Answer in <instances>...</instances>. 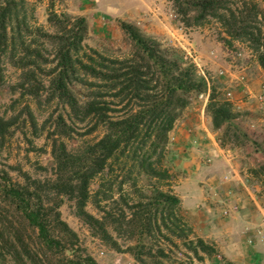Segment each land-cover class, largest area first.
I'll return each mask as SVG.
<instances>
[{
  "label": "rangeland",
  "instance_id": "obj_1",
  "mask_svg": "<svg viewBox=\"0 0 264 264\" xmlns=\"http://www.w3.org/2000/svg\"><path fill=\"white\" fill-rule=\"evenodd\" d=\"M254 1L264 10V0ZM25 2L18 11L30 27L26 31L22 25L20 32L42 57L37 62L39 67L28 68L35 70V83L43 82L37 97L23 93L19 87L23 70L11 65L8 55L0 53V119L13 122L4 139H0V168L22 186L27 183L26 176L29 182L40 181L42 185L55 179L49 134L57 130L59 117L67 124V128H60V132H66L61 140L74 154L83 155L104 134L102 126L92 129L93 119L80 122V116L75 117L53 95L50 77L45 73L51 65L44 61L51 62L52 49L35 31L36 26L46 32L54 31L47 22L49 2ZM54 10L72 18H85L87 34L83 43L112 59L125 58L133 52V44L120 23L132 25L143 37L155 40L170 57L193 64L196 79L205 81L208 90L200 94L203 97L192 96L187 107L178 112L161 163L169 179L150 177L138 163L130 161L126 165L114 164L112 172L91 183L86 212L103 224L106 234L101 233L100 226L91 228L78 218L73 201L66 197H49L52 210L48 218L52 225L55 226L54 207L60 202V220L77 238L74 250L91 257L96 264H236L219 253L214 240L230 243L231 236L235 243L250 246L252 240L243 241L244 235L233 219L241 204L240 195L249 192L264 206V103L258 100V95L264 94V82L258 93L250 87L256 77L264 75V70L258 64L255 48L241 41L224 44L227 36L217 19H207L200 26H185L171 0H60ZM72 86L83 102L87 92L75 82ZM210 87L215 89L217 100L231 106L232 117L219 130L213 128L207 111ZM196 130L204 136L191 137ZM208 132L217 144L215 148L205 146L201 140L210 141ZM226 161L234 163V169ZM157 190L180 201L170 210L172 213L155 206ZM1 200L0 195V212L9 219H1L0 213V220L9 228L13 221L24 242L30 244L31 257L35 258L36 252L40 255L35 263L6 256L4 264H56L49 254L43 256L32 228L13 220L15 213ZM55 236L61 239V247L76 240L58 230ZM197 238L212 247L214 253H199L195 258L190 241ZM3 250L6 252L9 247L4 245Z\"/></svg>",
  "mask_w": 264,
  "mask_h": 264
},
{
  "label": "trees",
  "instance_id": "obj_2",
  "mask_svg": "<svg viewBox=\"0 0 264 264\" xmlns=\"http://www.w3.org/2000/svg\"><path fill=\"white\" fill-rule=\"evenodd\" d=\"M47 1V22L54 31L46 32L41 26H36L35 31L52 49L51 62L44 60L51 65L45 72L46 77H50V89L75 117L80 116V122L91 118L95 121L92 129L102 126L104 134L83 155L74 154L61 140L66 132H60V128H67V124L59 117L57 130L49 134L55 179L42 185L40 181L29 182L26 176L27 183L22 186L0 168L1 201L13 210V215L15 213L13 220H19V224L23 221L32 228L44 257L49 254L56 264H96L91 257L74 250L77 238L60 220L57 211L60 202L54 207L55 226L52 225L48 218L52 210L49 197H66L73 201L76 216L91 228L100 226L101 233L106 234L103 224L86 212L91 183L102 174L112 172L114 164L126 165L130 161L138 163L150 177L169 179L167 170L161 167L168 135L178 112L187 107L192 96L204 93L208 87L205 81L196 79L193 64L170 57L155 40L143 37L125 22L120 23V28L132 42L133 52L128 57L115 59L101 55L83 43L87 34L85 18L59 14L54 6L60 0ZM171 1L185 26H200L207 19H217L228 38H224V44L248 42L257 51L258 64L264 70V10L254 0ZM25 3V0H0V53L8 55L9 63L23 70L19 86L23 93L37 97L43 82L35 83V70L28 68L39 67L37 62L42 57L33 44L25 42V35L20 32L22 25L26 31L30 27L25 25V17L18 11V6L24 7ZM74 82L87 92L83 102L76 97ZM209 91L207 111L213 128L219 130L231 119V106L216 99L214 88L210 87ZM12 124L11 120L0 119L1 140ZM155 202L163 211H170L180 203L178 198L159 190ZM155 209L158 211L157 207ZM0 213L1 219H9L7 214ZM9 225L10 228L0 220V264L5 263L6 256H17L20 261L30 263L40 257L37 252L35 258L31 257V246L20 236V229L14 227L13 221ZM7 229L11 232L7 233ZM56 229L76 240L61 247V239L55 236ZM2 242L9 247L8 251L3 250ZM190 245L195 258L199 253L206 256L214 253L200 238L191 240Z\"/></svg>",
  "mask_w": 264,
  "mask_h": 264
},
{
  "label": "crops",
  "instance_id": "obj_3",
  "mask_svg": "<svg viewBox=\"0 0 264 264\" xmlns=\"http://www.w3.org/2000/svg\"><path fill=\"white\" fill-rule=\"evenodd\" d=\"M256 78L257 79L252 82L250 87L254 92L258 93L260 91V83L264 82V75H261L260 78ZM191 134V137L195 136V134L200 137L204 136L199 130L192 131ZM208 135L211 137L210 141L206 140L208 138H203L201 140H203L205 146L215 148L217 145L216 142L213 140L210 132H208ZM188 136L190 137V135ZM177 138L179 139V134ZM186 145H188V143H186ZM226 163L234 169V163L231 161H226ZM235 174V178H237L236 171ZM240 196L241 204L238 206L237 212L234 213L233 219L237 220V228L238 230L241 229L243 233L241 235H244L241 237L243 241L250 238L252 244L247 246L241 243H235L232 239L233 237L228 236L230 243L221 242L220 239L214 240L215 248L222 256L236 264H264V206L262 207L249 192H243ZM230 231L231 230H229V233ZM204 237L213 240V238L207 235Z\"/></svg>",
  "mask_w": 264,
  "mask_h": 264
},
{
  "label": "built area",
  "instance_id": "obj_4",
  "mask_svg": "<svg viewBox=\"0 0 264 264\" xmlns=\"http://www.w3.org/2000/svg\"><path fill=\"white\" fill-rule=\"evenodd\" d=\"M200 97H203V95H200ZM258 100L260 103H264V94L263 93L258 95Z\"/></svg>",
  "mask_w": 264,
  "mask_h": 264
}]
</instances>
